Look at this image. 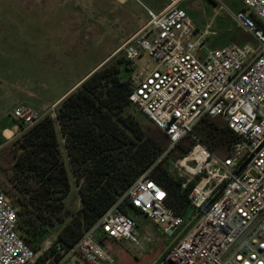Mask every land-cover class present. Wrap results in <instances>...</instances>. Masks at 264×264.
Instances as JSON below:
<instances>
[{
	"label": "built area",
	"instance_id": "2783aa9c",
	"mask_svg": "<svg viewBox=\"0 0 264 264\" xmlns=\"http://www.w3.org/2000/svg\"><path fill=\"white\" fill-rule=\"evenodd\" d=\"M242 1L245 10L232 17L256 47L233 43L208 50L216 33L210 25L197 29L177 0L158 13L147 9L149 21L117 52L133 64L144 53L150 58L135 66L129 101L170 138L164 156L183 138L195 139L192 149L171 163L170 173L182 180L198 217L159 264H264V30L251 18L264 24V0ZM45 116L55 118L56 106L44 113L25 105L13 111L14 120L27 128ZM206 116L221 117L236 134L228 157L193 135ZM149 173L69 251L56 246L50 252L47 246L34 252L19 236L16 210L0 190V264H69L73 258L80 264H117L98 235L138 242L135 221L120 209L126 200L173 236L183 220Z\"/></svg>",
	"mask_w": 264,
	"mask_h": 264
},
{
	"label": "trees",
	"instance_id": "16d2710c",
	"mask_svg": "<svg viewBox=\"0 0 264 264\" xmlns=\"http://www.w3.org/2000/svg\"><path fill=\"white\" fill-rule=\"evenodd\" d=\"M251 18L264 30L259 19ZM134 71L135 65L119 52L60 101L55 118L45 116L27 128L12 117L20 133L11 142L0 132V190L16 210L19 236L34 252L42 251L54 233L50 252L56 246L65 251L75 247L148 171L166 191V203L176 215L190 205L188 190L181 188L182 180L170 173V166L192 149L195 139L183 138L164 156L170 138L129 101ZM131 107L146 117V123ZM193 135L217 155L237 140L221 117H204ZM72 179L81 202L75 209L65 203ZM120 209L137 226L133 213L141 211L127 200ZM98 240L118 243L102 233Z\"/></svg>",
	"mask_w": 264,
	"mask_h": 264
},
{
	"label": "rangeland",
	"instance_id": "374dc122",
	"mask_svg": "<svg viewBox=\"0 0 264 264\" xmlns=\"http://www.w3.org/2000/svg\"><path fill=\"white\" fill-rule=\"evenodd\" d=\"M172 1L177 0H130L127 5L114 0H0V132L12 124L19 106L51 111L146 25L147 9L158 13ZM179 6L197 29L210 25L216 33L207 42L208 50L223 49L238 39L242 45L257 46L232 17L243 11L242 0H179ZM242 33L247 38L242 39ZM149 61L144 53L134 64L141 68ZM130 111L146 123L139 111ZM229 154L230 150L218 152L221 158ZM65 203L71 209L80 206L74 179ZM133 215L138 242L107 243L117 264H159L168 247L191 229L198 212L189 205L180 216L183 225L170 237L143 214ZM56 238L54 233L51 244L43 248L51 247ZM69 264L80 263L73 258Z\"/></svg>",
	"mask_w": 264,
	"mask_h": 264
},
{
	"label": "crops",
	"instance_id": "0c3cea01",
	"mask_svg": "<svg viewBox=\"0 0 264 264\" xmlns=\"http://www.w3.org/2000/svg\"><path fill=\"white\" fill-rule=\"evenodd\" d=\"M115 2H117V3H119L120 5H127L128 4V2L130 1V0H127V1H123V0H114ZM142 28H140L138 31H136L131 37H129L127 40H126V42L127 41H129L131 38H133L140 30H141ZM125 42V43H126ZM124 43V44H125ZM123 44V45H124ZM123 45H121L115 52H113V54H111V56L110 57H113L115 54H117V52L120 50V48L123 46ZM60 103V100L58 101V102H56L55 104H53V107L54 106H57L58 104ZM11 125L10 126H6V127H4L3 129V132H2V136L6 139V141L7 142H10L11 141V139L12 138H14L15 136H17L19 133H20V127L17 125V124H15L14 122H13V120H11ZM6 124H8V123H6ZM7 133H10V135L8 136V135H6Z\"/></svg>",
	"mask_w": 264,
	"mask_h": 264
}]
</instances>
